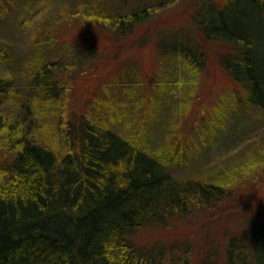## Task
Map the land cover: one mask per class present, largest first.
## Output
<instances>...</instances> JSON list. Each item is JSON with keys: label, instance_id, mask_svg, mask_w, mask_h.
<instances>
[{"label": "trees", "instance_id": "obj_1", "mask_svg": "<svg viewBox=\"0 0 264 264\" xmlns=\"http://www.w3.org/2000/svg\"><path fill=\"white\" fill-rule=\"evenodd\" d=\"M15 1L0 0V7ZM126 2L114 0L110 11L87 7V15L102 27L126 33L156 10L154 0H139L131 10L123 7ZM194 17L205 39L233 45L219 56L221 67L245 92L243 99L236 90L233 109L251 106L264 113V0H203ZM48 40H42L37 50ZM79 48L72 66L82 52L96 51L94 45ZM160 51L164 73L153 77L156 80L152 79L146 94L148 84L142 87L143 81L120 74L124 81L111 83L109 92L100 89L90 101L89 114L70 117L61 145L40 143L29 126H9L4 110L16 97L12 79L16 69L11 77L0 72V147H6L0 161V264H264L260 216L230 235L225 247L214 246L211 240L210 227L225 215L223 205L232 195L231 183L212 176L175 175L176 168L191 165L189 155L195 153L189 141L152 144L154 136L161 138L158 129L163 126L166 131L174 117L169 108H177L168 93L178 82L169 77L170 61L191 72L207 65L205 52L185 40L171 41ZM14 54L0 41V68L3 63L14 64ZM47 55L25 64L30 91L24 107L33 112L36 101L56 100L53 106L60 110L55 125L63 126V94L74 86L70 75L64 76L69 66L49 61ZM225 115L219 122H225ZM212 130L204 135L211 137ZM193 217L199 218L209 235L204 253L194 256L191 244L180 243V252L174 247L167 253L129 239L136 228Z\"/></svg>", "mask_w": 264, "mask_h": 264}, {"label": "rangeland", "instance_id": "obj_2", "mask_svg": "<svg viewBox=\"0 0 264 264\" xmlns=\"http://www.w3.org/2000/svg\"><path fill=\"white\" fill-rule=\"evenodd\" d=\"M202 1L154 0L156 10L153 14L126 33L102 27L87 15V7L113 10L114 0H18L0 7V41L15 53L14 64L3 63L0 72L11 77L16 69L12 78L16 97L6 103L4 117L9 126H29L44 145L56 142L61 145L60 138L70 117L89 114L93 105L90 101L96 99L100 89L109 92L111 83L124 81L120 74L143 81L142 87L148 84V89L142 90L146 94L156 80L153 77H162L159 60L164 54L161 46L179 39L194 48L199 47L207 58L204 70L193 71L194 74L182 67V63L170 61L169 77L178 82L168 88V93L177 108H169L174 117L169 120L166 131L163 126L158 129L161 138L154 136L152 144L159 146L180 139L189 141L195 153L189 155L191 165L181 170L176 168L175 175L212 176L231 183L232 195L223 205L225 215L209 231L211 240H215L214 246L219 243L225 247L229 236L243 231L249 220L257 216L264 219V113L251 106L233 109L231 102L236 90L243 99L245 92L219 63V56L230 51L233 45L205 39L194 17ZM96 2H101V6ZM124 4L126 10H131L139 6V0H128ZM42 40H48V44L37 50ZM85 44L94 45L96 51L93 55H86L85 51L78 56L75 54L77 64L72 66L74 52ZM43 54H48L49 61L69 66L64 76L70 75L69 82L74 87L63 94L66 100L61 113L63 126L55 125L60 110L57 105L53 106L56 100L36 101L33 112L24 107L30 91L25 64ZM180 100L183 104H179ZM222 108L224 110L219 112ZM224 114L225 122H219ZM213 127L211 137H206L204 133L208 134ZM4 132H8L7 127ZM3 148L6 147H0V161L4 158ZM206 233L199 218L193 217L171 221L170 225L136 228L129 239L138 246L155 245L169 251L176 247L179 252L183 249L180 244L186 247L191 244L195 256L205 251L209 236Z\"/></svg>", "mask_w": 264, "mask_h": 264}]
</instances>
